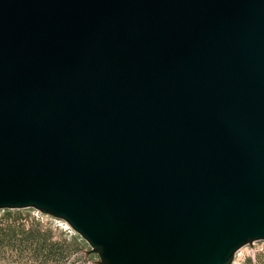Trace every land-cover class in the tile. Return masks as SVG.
<instances>
[{
	"label": "water",
	"instance_id": "95a60500",
	"mask_svg": "<svg viewBox=\"0 0 264 264\" xmlns=\"http://www.w3.org/2000/svg\"><path fill=\"white\" fill-rule=\"evenodd\" d=\"M102 264H231L264 239V0H0V209Z\"/></svg>",
	"mask_w": 264,
	"mask_h": 264
},
{
	"label": "rangeland",
	"instance_id": "374dc122",
	"mask_svg": "<svg viewBox=\"0 0 264 264\" xmlns=\"http://www.w3.org/2000/svg\"><path fill=\"white\" fill-rule=\"evenodd\" d=\"M63 219L33 207L0 209V264H102ZM231 264H264V239L242 245Z\"/></svg>",
	"mask_w": 264,
	"mask_h": 264
}]
</instances>
